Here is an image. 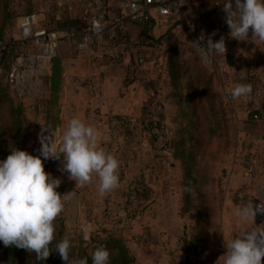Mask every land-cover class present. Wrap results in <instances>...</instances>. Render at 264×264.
<instances>
[{"label":"crops","instance_id":"0c3cea01","mask_svg":"<svg viewBox=\"0 0 264 264\" xmlns=\"http://www.w3.org/2000/svg\"><path fill=\"white\" fill-rule=\"evenodd\" d=\"M36 1L42 23L58 30L61 36L52 72L34 99L43 97L51 77V93L54 83H59V121L52 141L59 147L68 122L77 118L98 130V147L106 153L105 148L110 145L121 147L120 152L111 149L108 153L119 161V183L115 189L101 194L95 175L90 182L83 184H76L70 179L68 187L72 198L73 195L79 198L80 212L82 209L88 210L85 214L87 224L100 230L99 224L121 237L138 264H187L185 252L188 250L197 254L200 264H222V258L218 260L221 250L225 249V242L248 230H264V221L257 226L251 217L244 221L237 215L241 207L251 208L256 199L261 200L264 206V93L261 95L263 101L257 96L233 98L227 94L232 104L230 125L233 127V144L223 152L204 157V164L212 166L210 175L216 177L218 194L214 207L219 211L209 219L220 230L219 244L213 248L205 246V250H196V245L192 244L194 216L183 212L179 164L175 163L172 155L169 158L174 162L166 171L157 169L159 160L152 155L145 161H155L156 164L148 168L141 166L143 163L138 165L137 127L134 131L135 147L121 153L122 149L127 148V138L118 137L122 128L119 119L134 117L137 120L148 98L158 93L152 87L145 86L144 83L149 80L147 76L138 84L136 71L145 69L146 75L151 77L154 73L158 75L156 68L162 64V75L167 78L169 89L173 91L166 70L167 43L170 37L179 36L178 32L184 28L183 23L189 16L201 10L199 0H187L182 9L183 22L162 17L157 10H151L148 13L149 21L126 20L123 26L117 25L116 21L128 15L127 6L131 3L144 6V0H109L106 32L94 46L88 48L65 35L72 30L82 37L89 30L93 17L91 0ZM212 19L218 21L219 17L215 14ZM178 38L182 39L180 36ZM149 63L153 65L150 72L148 68H142ZM133 71L134 79L129 80ZM214 72H208L212 81L215 80L213 91L222 97L224 88L220 90L216 86ZM199 91L201 88L195 90L194 94ZM248 100L254 102L253 117L258 115L259 121L248 120V109L241 105ZM143 143H146L145 140ZM61 167V178H68L69 174L63 170V165ZM207 169L205 165L202 170ZM139 179L149 186L150 195L144 204L132 209L127 205L126 194L129 185ZM99 210H104L101 217Z\"/></svg>","mask_w":264,"mask_h":264},{"label":"rangeland","instance_id":"374dc122","mask_svg":"<svg viewBox=\"0 0 264 264\" xmlns=\"http://www.w3.org/2000/svg\"><path fill=\"white\" fill-rule=\"evenodd\" d=\"M228 2L229 0H210L204 7H200L201 10H198L197 14L186 17V22L183 23L184 28L178 32L182 39H179V36L175 37L176 42H178L176 54L181 58L182 67L188 70L183 82L185 81V85L192 82L198 84L191 89L192 91L201 88L203 81L200 79V74L203 71L211 73L215 70L213 77L215 75L216 86L220 90L224 88L221 100L222 107L214 110L215 115L211 113L210 108L212 107L207 106L203 101L199 102L198 94H192L186 99L185 91H181L179 95V91L174 93L170 90L167 78L162 75V64L156 68L158 75L154 73L151 77L146 75L145 69L136 71L138 84L142 78L147 76L149 80L144 83L145 86L158 91L154 97L148 98L141 114H138L136 135L138 138V165L143 163L141 166L148 168L152 164H156L155 161H145L149 155L159 160L157 161L159 163L157 169L166 171L170 169V164H173L174 161L179 164L183 189V209L186 211L184 213L194 216V231L191 241L192 244L196 245V250L197 248L205 250V246L213 248L220 241L219 227L209 221L219 211L214 207V202L217 201L218 196L216 177L210 175L212 166L204 164V157L223 152L230 147V144H233V127L230 125L232 104L227 94L230 95L237 85L246 84L251 85L252 88L248 95L257 96L263 101L262 96L259 95V89H264V43L257 40L255 44L252 41L251 30L249 39L246 41H237L231 38L230 31L225 37L216 34V28L226 23V14L223 8ZM37 5L36 0H0V43L18 39L19 19L25 14L38 12ZM215 14L219 17L218 21L212 19ZM181 15L182 13L173 20L183 22ZM209 34L214 35V37L212 39L206 38ZM201 37H205L204 40L207 45L204 44ZM221 38H223L226 46L225 55L217 53L212 47L209 49L210 41L214 44ZM198 43L199 45H197ZM206 54L208 58H206ZM227 56L233 58V67L228 66ZM152 67L153 65L149 63L142 68H148L147 70L150 72ZM9 69L10 65L7 61L0 65V160L6 159L11 151L16 150V148L27 151L33 156H39L41 137H49L52 140L57 132L60 111L59 83H54L53 93H51V77L47 82L48 85L46 84L47 90L42 98L21 101L13 97L8 90ZM214 82L215 80L212 81V85ZM241 98H245V96ZM241 105L248 109L247 118L251 121L255 114L254 102L248 100ZM191 107L192 110H190ZM186 127L191 132L192 138H195L194 143L191 144V149L197 157V161H195L197 172L195 176L197 178L195 177L194 181L190 182L188 186L189 198L184 200V172L182 164L173 155L172 139L177 130H183ZM213 130L216 131V134ZM182 135L190 137L187 133L179 132L177 134V136ZM118 137L133 138L134 130L123 129L118 133ZM144 140L145 144L143 143ZM237 144L238 141L236 140L235 145ZM126 146L127 148L122 149L121 153L130 151L129 146ZM111 149L113 151L118 149L120 152L121 147L110 145L105 148L108 153L112 151ZM169 155H172L174 161L169 158ZM41 159L45 172L50 174L53 179L60 180L57 191L62 195L64 204L62 212L54 220V240L50 244V249L55 250L56 244L67 237L70 240L71 248L75 250V256L69 264H77L79 260L84 258L91 262L92 253L100 246H104L109 251V264H138L132 252L122 251L126 247L121 237L112 234L110 229L103 228L99 224L100 230L87 224L85 214L88 210L82 209V213L80 212L79 198L75 195L72 198V192L68 187L70 178L63 179L60 176L63 157L59 161H55V159L44 160L43 157ZM205 165L208 166V169L202 170ZM103 215L104 210H99V216ZM96 222L98 223V221ZM83 233L84 237H82ZM185 236L187 238V235ZM3 252L4 245L0 242V264H5L2 257ZM187 253L185 252V258ZM193 254L197 255L196 253ZM33 256V252H29L27 255L21 254L17 263L39 264ZM40 264H44V260L40 261ZM51 264L59 263L53 262Z\"/></svg>","mask_w":264,"mask_h":264},{"label":"clouds","instance_id":"9594fccd","mask_svg":"<svg viewBox=\"0 0 264 264\" xmlns=\"http://www.w3.org/2000/svg\"><path fill=\"white\" fill-rule=\"evenodd\" d=\"M231 38L237 41L249 39L264 43V0H229L223 8ZM217 53L225 55L223 38L209 42ZM251 85L239 84L231 92L233 98L250 94ZM98 130L80 119L72 118L62 134L58 147L49 137H41L39 156L27 151H11L0 160V242L6 247L35 252L37 260H47L53 252L54 220L62 212V195L57 191L59 179L45 172L44 160L63 157V170L77 183H88L93 175L98 178V191H111L119 183V161L103 148L98 147ZM264 206L254 209L241 207L237 215L244 221L253 220ZM70 240L65 237L55 247L63 261L69 259ZM222 264H264V230L245 231L225 242ZM109 251L100 246L92 253V264H109ZM77 264H88L87 258Z\"/></svg>","mask_w":264,"mask_h":264},{"label":"built area","instance_id":"2783aa9c","mask_svg":"<svg viewBox=\"0 0 264 264\" xmlns=\"http://www.w3.org/2000/svg\"><path fill=\"white\" fill-rule=\"evenodd\" d=\"M208 0H199L201 7L207 4ZM187 0H171L161 2L160 0H144V6L131 3L127 7L128 15H125L116 21L117 25L123 26L126 20L132 22L149 21L148 13L151 10H157L160 16L166 18H175L182 13L183 7ZM93 17L90 21L89 30L82 35L85 39L84 48L94 46L97 40L106 32L107 10L109 0H91L90 1ZM18 39L0 43V63L7 61L10 65L8 74V87L13 96L24 98V100H34L37 98L40 87L50 76L53 67V61L57 57L60 32L50 25H44L40 19L38 12H32L21 16L18 22ZM230 31L227 23L217 27V34L225 37ZM66 37L72 38L78 36L73 31H67ZM31 75L34 78L32 83L34 89V97L28 98L24 96L26 90V76ZM135 72H131L129 80L134 79ZM264 93V89H259V95ZM255 121H259L260 117L255 115ZM120 126L123 129L134 130L138 126V121L134 117L120 118ZM134 137L127 138V145L132 150L134 145ZM55 161H59L55 159ZM150 188L143 180L132 182L127 190L126 202L129 208L144 204L149 198ZM226 249H222L220 256H223ZM187 263L200 264L197 257L192 251H187Z\"/></svg>","mask_w":264,"mask_h":264},{"label":"trees","instance_id":"16d2710c","mask_svg":"<svg viewBox=\"0 0 264 264\" xmlns=\"http://www.w3.org/2000/svg\"><path fill=\"white\" fill-rule=\"evenodd\" d=\"M69 31H72V30H69ZM167 46H168V52H167L166 70L168 72V75L171 81L170 83L173 88V92L175 93L176 91H179V95H180L181 91L182 92L185 91L184 93L187 99L191 96L190 93L193 92L192 94H194V91H192L191 89L196 85L198 86V84L196 82H195L196 84L192 82L187 85L183 83V79L188 74V70L182 67L181 58L178 54H176L178 49H177V44H176V40L174 36H172V38L170 37V39L168 40ZM2 64L0 63V65ZM200 79H202L203 81V84L201 86V91L196 92L194 95L198 94L199 102L203 101L207 104V106L212 107L210 108L211 113H214L215 115L214 110L217 109L218 107L221 109L222 107L221 105L222 97L214 93L213 85H212V76L208 74L207 71H203L200 74ZM8 90L10 94L12 95L9 87H8ZM16 98L21 101L24 100V98H18V97ZM213 131L216 134V131L215 130ZM179 132L187 133L190 135V137H186V135L177 136ZM194 140L195 138H192L191 132L189 131L187 127L184 128L183 130H177L176 133L173 134V139H172L173 155L175 159L180 161V163L182 164V167H183L182 169L184 172V180H185L184 181V194H185L184 200L186 198H189V187L188 186L191 181H194V178L196 177L195 175H197L196 163H195V161H197V157L195 156V152H193L191 149V144L194 143ZM183 212H186V211L183 209ZM25 251L27 250L16 248L14 246L12 247L4 246V252L2 253V257L4 258L5 264H18L17 261L21 254H26V255L29 254V252H25ZM52 251L53 252L47 258V260H44V264L46 263L51 264L53 262H56L59 264H66V262L62 260L60 255L57 252H55V250H52ZM122 251L127 252L128 249L123 248ZM33 255H34L33 257L36 258L35 252H33ZM74 256H75V250L70 247L69 259L67 261V264L70 263V261L74 258ZM37 261L40 264L41 260H37ZM88 264H92V261L88 262Z\"/></svg>","mask_w":264,"mask_h":264},{"label":"water","instance_id":"95a60500","mask_svg":"<svg viewBox=\"0 0 264 264\" xmlns=\"http://www.w3.org/2000/svg\"><path fill=\"white\" fill-rule=\"evenodd\" d=\"M213 37H214V35L209 34L206 38L212 39ZM204 38L205 37H201V39H203L202 41H204V44L207 45V42L204 40ZM72 40L75 43H79L81 45H84L85 42H86L85 39L83 37H80V36H74V37H72ZM197 45H199V43ZM226 59H227L228 66L233 67L234 66L233 58L231 56H227ZM33 81H34V78L31 75L28 74L26 76V83H25L26 90L24 91V96H26L28 98H33L34 97V89H33V86H32ZM262 199H264V198H262ZM260 205L263 206V203H262L261 200H259V199L254 200V202H253L254 209L258 208ZM263 221H264V214H262L260 212H257V214H256V216L254 218L255 224L257 226H259V225H261L263 223ZM82 237H84V233L82 234Z\"/></svg>","mask_w":264,"mask_h":264},{"label":"bare ground","instance_id":"6f19581e","mask_svg":"<svg viewBox=\"0 0 264 264\" xmlns=\"http://www.w3.org/2000/svg\"><path fill=\"white\" fill-rule=\"evenodd\" d=\"M210 48H211V46H210V44H209V49H210ZM206 58H208V57H207V54H206Z\"/></svg>","mask_w":264,"mask_h":264}]
</instances>
